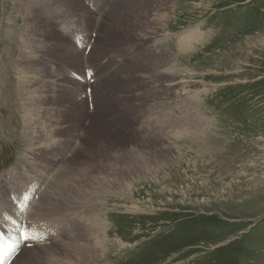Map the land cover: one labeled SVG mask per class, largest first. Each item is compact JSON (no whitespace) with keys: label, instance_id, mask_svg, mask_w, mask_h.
<instances>
[{"label":"rangeland","instance_id":"rangeland-1","mask_svg":"<svg viewBox=\"0 0 264 264\" xmlns=\"http://www.w3.org/2000/svg\"><path fill=\"white\" fill-rule=\"evenodd\" d=\"M65 1L64 13L89 14L87 25L101 16L91 61L109 52L117 60L129 32L156 26L179 86L161 104L138 65L157 53L155 44L139 46L141 57L119 59L120 69L100 83L93 113L85 92L76 95L84 103L75 99L83 85L65 70L51 71L55 65L70 68V76L84 73L81 50L74 54L51 14L64 7L0 0V174L23 159L41 171L46 166L50 178L48 165L59 155L40 152L45 165H33L30 155L38 122L37 134L69 143L66 194L81 177L89 206L68 216L80 224L71 219L59 241L20 252L13 264H264V0H110L107 12L97 11L107 0H97L95 13ZM62 43L73 54L67 61ZM37 99L47 104L39 109ZM29 102L33 109L24 106ZM171 126L177 138L163 143L156 136ZM18 169L1 178L8 189L15 190Z\"/></svg>","mask_w":264,"mask_h":264},{"label":"bare ground","instance_id":"bare-ground-1","mask_svg":"<svg viewBox=\"0 0 264 264\" xmlns=\"http://www.w3.org/2000/svg\"><path fill=\"white\" fill-rule=\"evenodd\" d=\"M51 1V0H50ZM53 3H54V6L56 7H64L63 10H60L58 9V12L55 10V11H51V14H58V15H54V18L56 20V22H59L60 24H66L67 21H66V18L63 17L64 16V11L67 12V9L70 7L68 5V2L65 1V0H52ZM72 5L71 7L73 6V0H69ZM75 3L79 4L80 2L75 0ZM66 6V7H65ZM97 6V4H96ZM49 8H51V6H48ZM105 6H100V7H97V11H101ZM155 7H158V6H155ZM26 8V7H25ZM24 8V9H25ZM49 8H47V10L49 11ZM53 8V7H52ZM133 8V7H131ZM139 6H135V9H138ZM54 9V8H53ZM65 12V13H66ZM152 12V11H151ZM59 13H62L59 15ZM49 13V16L51 15ZM77 14V13H75ZM80 14V13H79ZM145 20H149L148 19V12L146 13V19ZM99 21V25L101 24V16H99V18L96 20L95 23H98ZM53 22V19L50 20V23ZM116 22V21H115ZM123 23V22H122ZM132 23V22H130ZM51 25V24H50ZM114 25V24H113ZM115 26V25H114ZM55 27V26H54ZM95 27V26H94ZM100 27V26H99ZM120 27V26H119ZM119 29V28H118ZM3 32L7 33L6 30H9L8 28H3L2 29ZM63 30L64 31H67L66 27L64 26L63 27ZM122 30V29H120ZM98 31H99V28H98ZM129 32V31H128ZM126 32V33H128ZM158 28L156 26H150V27H145V28H142V29H139V30H135V33L134 31H131L129 32L128 38H130L131 40H127L128 38H126V40L124 41V43L126 44L125 46H122L123 48L122 49H119V50H116V58L117 60L115 59V61L112 62L111 65H114L115 62L117 61H120L119 59L121 60H125L130 56L134 59V57H136L137 59L139 58V56L141 57V54L139 52H137V50L139 49V46H145V45H148L149 43H152V44H155V47H156V50H157V53L154 54V56L152 58H149V60L144 64L142 62H140V60H138V65H139V68H142V70L146 71L147 72V77L151 80V83L152 85L160 91V96L158 98V100H160L161 104L163 103L164 98L166 99L168 96V99L171 98V94L172 92H174V90H177V87L179 86L177 84V70L176 69H173L172 66L175 62V60L172 58V55L171 53H167L165 52V50L163 49V46L162 44L159 43V41H157V38L159 37V34H158ZM4 33V34H5ZM51 33H53V30L51 31ZM50 31H49V35L51 34ZM55 33V32H54ZM56 34V33H55ZM63 34V33H62ZM65 35V34H63ZM51 36V35H50ZM61 41V39H59ZM58 41V40H57ZM120 41V40H119ZM63 42V41H62ZM117 42V41H116ZM70 43V42H69ZM123 42L119 43V46L120 45H124ZM75 46V45H74ZM58 47V46H57ZM73 47V46H72ZM118 48V47H117ZM74 49V54L77 55V53L79 52V49L75 47H73ZM95 49V46L92 47L91 51H90V56L92 57L93 56V51ZM58 50H61L63 51L62 56L63 57V60L66 58V61H67V58H69L70 56L72 55H69V53L71 54V51L68 50L67 47H65L63 45V43L60 45V48ZM72 50V49H71ZM66 51V52H65ZM114 51V50H113ZM169 51V50H168ZM171 51V50H170ZM59 52V51H58ZM72 52V53H73ZM51 54V53H50ZM60 54V53H59ZM119 54V55H118ZM168 55V56H167ZM58 56V55H57ZM82 56V55H81ZM45 58V57H44ZM53 58H57V57H53ZM114 58V57H113ZM143 58V56H142ZM101 60L103 58H100ZM144 59V58H143ZM51 60V59H49ZM58 60V59H56ZM73 60L75 61V58H73ZM72 60V61H73ZM82 63H84V60L82 59V57H80L79 59ZM100 60V61H101ZM60 61V60H59ZM88 61V60H87ZM97 60L95 61H91V63H95ZM77 62V61H76ZM40 64V63H39ZM68 64V63H67ZM176 64V63H175ZM76 65V64H75ZM77 66V65H76ZM79 66V65H78ZM72 67V65H71ZM39 68V66H38ZM50 68V67H49ZM82 69V67H81ZM173 69V70H172ZM83 70V69H82ZM56 74V73H55ZM2 75V74H1ZM3 76V75H2ZM8 76V75H7ZM1 78V77H0ZM53 80L56 78L52 77ZM58 78V77H57ZM59 79V78H58ZM4 80V79H3ZM56 80V79H55ZM59 81V80H58ZM53 82V81H51ZM56 82V81H54ZM2 84V83H1ZM0 84V85H1ZM43 84V83H42ZM180 84V83H179ZM33 87V85H32ZM21 88V87H19ZM25 88V87H24ZM23 88V90H24ZM29 89V88H28ZM47 89V88H46ZM49 89V88H48ZM82 89V88H81ZM154 90V89H153ZM59 91V90H58ZM66 91V90H65ZM29 94L31 93L29 90H28ZM60 92V91H59ZM41 94V93H40ZM149 94V93H148ZM19 95V94H18ZM147 95V94H146ZM4 96V95H3ZM55 96V95H54ZM76 96V95H75ZM164 96V97H163ZM28 97V96H27ZM43 98V97H42ZM120 98V97H119ZM2 99V98H1ZM51 99V98H50ZM58 99V98H57ZM83 99V98H82ZM118 99V98H117ZM26 100V99H25ZM38 102L36 104H33V103H26L24 104V106H26V108H28V110L30 109H33V106L32 104L37 107L39 109H41L46 103L45 101V104H41L42 103V99H37ZM49 100V99H48ZM59 100V99H58ZM73 100V99H72ZM10 101V100H9ZM29 101V100H28ZM65 101V100H64ZM58 102V101H57ZM81 102V101H80ZM101 102V101H99ZM149 102V101H148ZM52 101H49L48 102V105H50V111L53 109L52 107ZM147 104V103H146ZM151 104V103H150ZM82 105V104H81ZM80 105V106H81ZM19 107V106H18ZM34 107V108H35ZM15 109V108H14ZM25 110V109H24ZM54 111V112H53ZM116 111V110H115ZM135 111V110H134ZM141 111V110H140ZM17 112V111H16ZM138 112V111H137ZM56 113L55 110H52L51 111V116H50V119L53 118L52 115H54ZM162 113V112H161ZM35 115V114H34ZM144 115V114H143ZM161 115V114H160ZM36 116V115H35ZM142 116V115H141ZM140 116V117H141ZM29 117V115H28ZM32 117V116H31ZM34 117V116H33ZM108 117V116H107ZM122 117V116H121ZM138 117V115H137ZM55 118V117H54ZM53 118V119H54ZM124 118V117H123ZM128 118V117H127ZM136 118V117H135ZM144 118V117H143ZM12 119V118H11ZM52 119V121H53ZM142 119V118H141ZM57 120V119H56ZM60 120V119H59ZM134 120V119H133ZM137 120V118L135 119ZM164 120V119H163ZM172 120V118H171ZM51 121V122H52ZM161 121V120H160ZM173 122H175L174 120H172ZM135 122V121H134ZM154 122V121H153ZM165 122V121H164ZM128 123V122H127ZM41 124V123H40ZM47 124V123H46ZM49 124V123H48ZM34 129L33 131L30 133L29 136H31L33 140H30L33 141V144L34 146L32 147V149L28 148V150L30 149V155L32 156V160L33 161V165H39V164H47L48 161L47 160H40L39 157L40 156H43L41 155V153H46L48 155H50L51 157L54 156L55 153H57L59 156L56 158V159H59V160H56V163H50L51 165H48L50 167V169L52 171H50V178L49 177H46V176H43V174L46 172V166L43 167V171L39 170L38 168H33V167H30L28 166V171L30 173H26L22 168L18 169L20 170L19 172V175H20V179H22V177H25V178H37L38 182L41 183L42 186H44V190L42 191L39 199L37 202L34 203V205L32 206V209H31V214L33 216H37V217H44V216H53V215H57L59 214V217L60 218H65L66 215H75V213H73V211H76L77 213L81 214L82 213V209H85L88 208L87 205H85L82 200L86 199V197L88 196V193H86V191L83 190L82 188V180H81V177H79V184H77L75 186V190L73 191V193H68L66 194V190H67V185L69 182H71V179L72 178H69L68 177V172H69V169L68 168V164H67V161H65V163L63 162L62 163V159L64 158V156H66V153H67V150L69 148V143H64L62 145H60V142H62L61 139L59 140H56V142H50L48 140H46V136L45 134H37V133H40L41 132V129H42V126L39 125L38 122H34ZM44 126V125H43ZM163 126V125H162ZM161 126V127H162ZM53 127V126H52ZM153 127V126H152ZM156 127V126H155ZM164 127V126H163ZM132 128V127H131ZM141 129V128H140ZM169 129V130H168ZM168 129H165V130H161V132L159 133V135H157L156 137H158L159 139H161L163 141V143L165 141H169L170 139L174 140L177 138V126H171L170 128ZM48 130V128L46 129ZM133 130V129H132ZM143 130V129H142ZM155 130V129H154ZM50 131V130H49ZM54 131V130H53ZM56 131V130H55ZM60 131V130H59ZM64 131V130H63ZM43 132V130H42ZM41 132V133H42ZM132 132V131H131ZM46 133V131H45ZM55 133V132H54ZM142 133V132H141ZM52 134V133H51ZM61 134V133H60ZM65 134V133H64ZM80 134V133H79ZM56 135V134H55ZM54 135V137H55ZM67 135V134H66ZM78 135V134H77ZM141 135V134H140ZM147 135V134H145ZM179 135V134H178ZM21 136V135H20ZM51 136V135H50ZM68 136V135H67ZM22 137V136H21ZM64 137V136H63ZM75 137V136H74ZM79 138V137H78ZM77 138V139H78ZM64 139V138H63ZM70 140V139H69ZM68 140V141H69ZM158 140V139H157ZM204 140V139H203ZM52 141H54V139L52 138ZM64 142H67L66 140H63ZM79 141V140H78ZM80 143V142H79ZM81 144V143H80ZM171 144V143H169ZM173 145V144H172ZM64 148H63V147ZM82 146V145H81ZM71 147V146H70ZM77 147V146H76ZM140 147V146H139ZM169 147H171V145H169ZM75 148V146L73 147ZM38 149V150H37ZM66 149V150H65ZM37 150V151H36ZM38 152V154L36 153ZM41 152V153H40ZM70 154V153H68ZM23 162V166L26 167V164L24 163V160L22 161ZM62 163V164H61ZM61 164V167L56 170L54 169L55 166ZM144 164V163H143ZM55 165V166H54ZM69 167L70 164H69ZM13 169V168H12ZM48 170V169H47ZM54 170H56L54 172ZM1 172V171H0ZM54 172V173H53ZM74 172V171H73ZM72 172V173H73ZM53 173V174H52ZM77 173V172H76ZM146 173V172H145ZM18 176V175H17ZM138 176V175H137ZM146 178V177H144ZM48 179V181L46 180ZM144 180V179H143ZM47 181V182H46ZM1 182H4L3 180H1L0 178V183ZM82 182V183H81ZM97 185V184H96ZM3 187L1 186L0 187V201H3L2 203L4 205H6V200L4 199V197L2 196L3 193L1 192V189ZM15 188V187H14ZM110 195V194H109ZM61 207V208H58V207ZM122 208V207H121ZM80 216V215H79ZM95 216V215H94ZM72 219L76 222L77 225L80 224V221H76L73 217ZM80 219V218H79ZM96 219V218H95ZM87 227V226H86ZM94 227V226H93ZM84 228V227H82ZM81 228V229H82ZM74 223H73V227L71 228V231H70V234L74 231ZM103 229V228H101ZM90 230V229H88ZM87 232V231H86ZM69 236L68 238L71 239L73 237ZM77 237V236H76ZM68 239V240H69ZM72 240V239H71ZM45 247V246H43ZM25 251V248L21 251L22 254L23 252ZM71 253V252H70ZM74 256V255H73ZM83 256L81 257V259L83 260ZM18 257V255H17ZM16 257V258H17ZM87 258V262L90 263V260L91 258L88 257V256H85ZM85 258V260H86ZM15 261V259H14ZM14 261L11 263L13 264ZM24 263L23 264H31L29 261L25 260L23 261ZM78 263V262H77ZM80 263V262H79Z\"/></svg>","mask_w":264,"mask_h":264},{"label":"snow or ice","instance_id":"snow-or-ice-1","mask_svg":"<svg viewBox=\"0 0 264 264\" xmlns=\"http://www.w3.org/2000/svg\"><path fill=\"white\" fill-rule=\"evenodd\" d=\"M21 235H22V237H23V239H25V240H27V239H29V232L28 231H23L22 233H21Z\"/></svg>","mask_w":264,"mask_h":264}]
</instances>
